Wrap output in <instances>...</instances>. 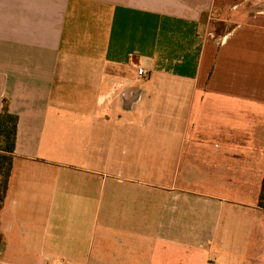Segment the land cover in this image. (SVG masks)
Listing matches in <instances>:
<instances>
[{
  "label": "crops",
  "instance_id": "obj_1",
  "mask_svg": "<svg viewBox=\"0 0 264 264\" xmlns=\"http://www.w3.org/2000/svg\"><path fill=\"white\" fill-rule=\"evenodd\" d=\"M5 103L0 264H264V0H0Z\"/></svg>",
  "mask_w": 264,
  "mask_h": 264
},
{
  "label": "trees",
  "instance_id": "obj_2",
  "mask_svg": "<svg viewBox=\"0 0 264 264\" xmlns=\"http://www.w3.org/2000/svg\"><path fill=\"white\" fill-rule=\"evenodd\" d=\"M18 131V116L4 104L0 112V211L3 208L13 170L14 151ZM264 208V179L259 199Z\"/></svg>",
  "mask_w": 264,
  "mask_h": 264
},
{
  "label": "built area",
  "instance_id": "obj_3",
  "mask_svg": "<svg viewBox=\"0 0 264 264\" xmlns=\"http://www.w3.org/2000/svg\"><path fill=\"white\" fill-rule=\"evenodd\" d=\"M137 74L142 77L145 76L147 72L143 68H138Z\"/></svg>",
  "mask_w": 264,
  "mask_h": 264
},
{
  "label": "rangeland",
  "instance_id": "obj_4",
  "mask_svg": "<svg viewBox=\"0 0 264 264\" xmlns=\"http://www.w3.org/2000/svg\"><path fill=\"white\" fill-rule=\"evenodd\" d=\"M146 77V76H143V78Z\"/></svg>",
  "mask_w": 264,
  "mask_h": 264
}]
</instances>
